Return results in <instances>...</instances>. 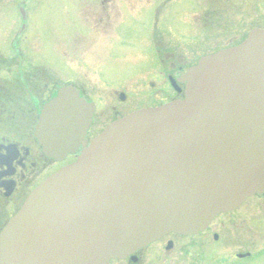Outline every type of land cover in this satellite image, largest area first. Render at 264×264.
<instances>
[{
	"label": "water",
	"instance_id": "95a60500",
	"mask_svg": "<svg viewBox=\"0 0 264 264\" xmlns=\"http://www.w3.org/2000/svg\"><path fill=\"white\" fill-rule=\"evenodd\" d=\"M182 82L184 100L112 123L36 190L1 234L0 264H108L263 194L264 29ZM92 113L62 89L37 127L46 154L76 152Z\"/></svg>",
	"mask_w": 264,
	"mask_h": 264
},
{
	"label": "rangeland",
	"instance_id": "374dc122",
	"mask_svg": "<svg viewBox=\"0 0 264 264\" xmlns=\"http://www.w3.org/2000/svg\"><path fill=\"white\" fill-rule=\"evenodd\" d=\"M177 2L0 0V56L14 59V63H2L1 76H5V72L8 71H17L21 59L15 58L17 55L13 45H17L20 39L21 44L18 46H21L23 52L20 57L26 58L24 71L44 76L43 79L49 81L47 83L50 86L57 81L73 77L87 85L91 83L89 86L101 87L108 95L123 89L135 93L139 86L142 91H146L147 88L145 89L141 83L148 86L150 81H156L159 86L161 80L151 78L157 73L151 64L153 62H149L151 58L143 51H137L140 49L139 46L143 48L152 46L153 39V33H150V38H145L149 36V21L147 17L144 20L138 19L140 13L144 11L140 7H160L157 15L153 11L152 23L165 24L162 29L164 31L170 29L166 24L179 25L177 16L188 11L189 4L185 5L188 3L187 0ZM190 2L193 3L192 8L199 9V13H202V20L191 23L193 15L198 13L191 10L180 17L184 25L189 23L193 33H198L203 28L206 18L210 19L206 20L207 27L217 26L215 31L203 33L205 38L203 48L206 52L219 45L223 48L231 41L240 43L252 29L264 28V0H190ZM132 7H135V10H132ZM22 10L25 13V21H22ZM146 12L151 11L146 9ZM99 18L103 19V23L95 31L93 29L96 26L95 19ZM184 28L173 27L172 39L169 32H162L164 35L168 33L170 38L167 44L161 43V40L158 43L167 47L172 41L173 47L170 50L172 54L175 53L173 50L186 48L185 33L182 32ZM21 29L24 34H21ZM73 74L75 76L72 77ZM136 76L142 79L137 80ZM4 82L2 77L1 84ZM152 92L150 89L148 95L142 92L132 96L130 106L153 102ZM109 113L114 115L113 111L107 112ZM212 223L209 235L220 232L224 236L222 242L211 247V256L219 257L220 264L232 262L230 259L233 258L230 257H234L237 252L264 249V198L262 200L248 198L241 207L218 215ZM153 259L150 253L149 264H152ZM236 264H264V256L258 255L253 260H241Z\"/></svg>",
	"mask_w": 264,
	"mask_h": 264
},
{
	"label": "flooded vegetation",
	"instance_id": "af4514ba",
	"mask_svg": "<svg viewBox=\"0 0 264 264\" xmlns=\"http://www.w3.org/2000/svg\"><path fill=\"white\" fill-rule=\"evenodd\" d=\"M172 1L178 3L177 1L179 0ZM187 2L185 5L189 4V7L187 6L188 11L181 12L180 16H177V21L180 24L175 25L185 27L182 32L185 33L186 48L173 50L175 52L173 54L170 52L173 47L172 41L170 46L167 47L160 45L158 41L161 40V43L167 44L168 38H170L168 33H165V35L161 33L164 31L169 32L172 39V34H174L172 28L175 26L166 24L170 29L162 31L165 24L152 23L153 11L157 15L160 7H140L144 11L140 13L138 19L144 20L147 17L149 21V36L145 38H150L153 33V39L152 46L148 48L139 46L140 49L137 51H143L144 54H148L149 58H151L149 62H153L151 64L157 70V73L153 74L155 79L154 77L151 78L153 80H156V78L161 80L159 86L156 81H150L148 86L145 83H141L144 84L145 89L147 88L146 91H142L139 86L138 91L135 93L128 89H123L113 91L114 94L108 95L97 85L93 87L89 86L91 83L87 85L82 80L78 81L73 77L75 74L72 75L73 78L61 81L63 83L62 86L74 85L77 87L82 97L88 102L95 104L96 111L93 122L86 135L88 142H92L110 123L120 117L127 116L142 108H156L171 101L182 99L185 90V84L181 82L182 75L187 73L204 56L237 44L231 41L223 48H220L219 45L206 52V49L203 48L205 44L203 33L210 30L215 31L217 26L215 28L207 27L208 21L206 20L210 19L206 18L204 19L206 24H204L203 28L198 33H193L194 31L191 30L190 24L186 23L184 25L180 17L192 10L198 13L193 15L191 23L193 21L199 22L202 13H199V9L192 8L193 3L190 0H187ZM146 9L151 12H146ZM132 10H135V7H132ZM95 22L96 26L93 29L96 31L97 28L102 26L103 19H95ZM104 54L105 52L102 53L103 58ZM192 55H194L193 58H190ZM15 58L17 60L21 59L19 61L20 64L25 61L23 56ZM13 60L8 56H0V67L3 66L2 63H14ZM20 67L21 69L24 68L20 65L17 71L5 72V76H1L0 72V235L9 221L22 209L30 195L46 179L62 168L74 163L83 150V147H81L76 154H69L63 161L49 157L44 153L43 147L35 136V129L42 108L57 96L60 86L53 84L50 86L47 83L49 81H45L43 76L35 75L27 70H21ZM2 77L5 81L4 84H1ZM140 78V76L135 77L137 80ZM9 79H12V81H8ZM150 89L153 91V102L144 103L143 105L138 103L130 106L129 102L132 96H137L142 92L148 95V90ZM108 110L113 111L114 115L107 114ZM231 218L236 219V217ZM212 226L213 223L206 231L196 235H165L128 258L112 260L109 264H149L148 257L150 253L154 258L151 260L152 264H216V260L219 257L211 256V247L222 242L224 236L218 232L214 233L212 238L209 235ZM248 249L250 248L248 247ZM263 250L261 248V252ZM242 252H245L250 258L253 252L258 251L257 249L241 251L230 258L236 259V257L242 256Z\"/></svg>",
	"mask_w": 264,
	"mask_h": 264
}]
</instances>
